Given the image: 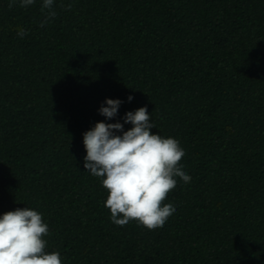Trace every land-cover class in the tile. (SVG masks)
<instances>
[{"label":"trees","instance_id":"trees-1","mask_svg":"<svg viewBox=\"0 0 264 264\" xmlns=\"http://www.w3.org/2000/svg\"><path fill=\"white\" fill-rule=\"evenodd\" d=\"M68 3L41 28L0 0V214L41 212L64 264H264V0ZM143 106L192 177L157 230L114 225L83 166V133Z\"/></svg>","mask_w":264,"mask_h":264},{"label":"clouds","instance_id":"clouds-1","mask_svg":"<svg viewBox=\"0 0 264 264\" xmlns=\"http://www.w3.org/2000/svg\"><path fill=\"white\" fill-rule=\"evenodd\" d=\"M40 4L42 18L39 27L53 22L57 7L71 8L64 0H7L8 8H29ZM17 35L23 39L28 32L21 28ZM133 96L127 97L132 102ZM124 103L106 98L98 112L106 120L119 114ZM123 123L99 121L83 133L86 150L84 168L101 178L108 192L104 206L110 210V220L123 227L131 221L151 230L163 228L178 208L165 203L169 194L182 181L192 180L182 160L187 152L179 140L165 138L156 129L146 106L127 111ZM131 127L125 130V125ZM50 229L43 214L36 209L16 208L0 214V264H64L59 251H46Z\"/></svg>","mask_w":264,"mask_h":264}]
</instances>
